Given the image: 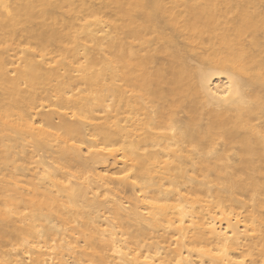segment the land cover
<instances>
[{"label": "bare ground", "instance_id": "bare-ground-1", "mask_svg": "<svg viewBox=\"0 0 264 264\" xmlns=\"http://www.w3.org/2000/svg\"><path fill=\"white\" fill-rule=\"evenodd\" d=\"M241 259L264 264V0H0V264Z\"/></svg>", "mask_w": 264, "mask_h": 264}, {"label": "snow or ice", "instance_id": "snow-or-ice-1", "mask_svg": "<svg viewBox=\"0 0 264 264\" xmlns=\"http://www.w3.org/2000/svg\"><path fill=\"white\" fill-rule=\"evenodd\" d=\"M108 150L112 151V149H108ZM199 251L202 252V253L206 252L205 249H199ZM208 251H210V250H208ZM226 254H227V245L226 244H225L224 248L221 251L213 253V255H216V256H225ZM177 264H181V261L178 260ZM233 264H245V260L241 259V260L233 262Z\"/></svg>", "mask_w": 264, "mask_h": 264}]
</instances>
